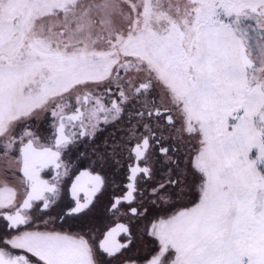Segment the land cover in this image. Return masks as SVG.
I'll return each instance as SVG.
<instances>
[{
    "label": "snow or ice",
    "instance_id": "6c2138e0",
    "mask_svg": "<svg viewBox=\"0 0 264 264\" xmlns=\"http://www.w3.org/2000/svg\"><path fill=\"white\" fill-rule=\"evenodd\" d=\"M0 264H264V0H0Z\"/></svg>",
    "mask_w": 264,
    "mask_h": 264
},
{
    "label": "rangeland",
    "instance_id": "374dc122",
    "mask_svg": "<svg viewBox=\"0 0 264 264\" xmlns=\"http://www.w3.org/2000/svg\"><path fill=\"white\" fill-rule=\"evenodd\" d=\"M142 245L135 250V255L142 261L146 262L159 251L158 241L153 237L142 236L140 240Z\"/></svg>",
    "mask_w": 264,
    "mask_h": 264
},
{
    "label": "flooded vegetation",
    "instance_id": "af4514ba",
    "mask_svg": "<svg viewBox=\"0 0 264 264\" xmlns=\"http://www.w3.org/2000/svg\"><path fill=\"white\" fill-rule=\"evenodd\" d=\"M46 173H47V175H45V178H48L50 174H54V171L52 169H47ZM122 222H124V221L108 219V218L100 216L97 220L96 226L101 230V232H106L109 227H115L116 223H122ZM98 239H103V236L100 235L98 237ZM118 240H120L121 243H123L124 242V235L123 234L119 235ZM141 245H142V243L140 241L138 246H141Z\"/></svg>",
    "mask_w": 264,
    "mask_h": 264
},
{
    "label": "water",
    "instance_id": "95a60500",
    "mask_svg": "<svg viewBox=\"0 0 264 264\" xmlns=\"http://www.w3.org/2000/svg\"><path fill=\"white\" fill-rule=\"evenodd\" d=\"M117 240H118V236H117ZM118 241H120V240H118ZM121 242V241H120Z\"/></svg>",
    "mask_w": 264,
    "mask_h": 264
}]
</instances>
